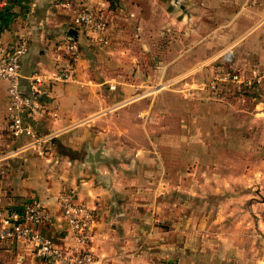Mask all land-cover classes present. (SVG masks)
Returning <instances> with one entry per match:
<instances>
[{
  "label": "crops",
  "instance_id": "1",
  "mask_svg": "<svg viewBox=\"0 0 264 264\" xmlns=\"http://www.w3.org/2000/svg\"><path fill=\"white\" fill-rule=\"evenodd\" d=\"M172 1L8 0L0 16V45L26 39L19 91L44 111L23 119L36 135L55 137L42 155L31 149L10 154L27 139H12L5 131L6 84L0 81V205L17 210L26 202H40L50 221L38 231L62 245L70 241L55 203L58 194L86 204L95 218L89 244L94 264H264V237L257 240L248 229L242 243L240 221L226 226L227 221H201L203 230L196 234L191 221H176L169 204L167 221L155 215L163 210L154 197L160 187L152 185L160 170L143 164L156 159L160 137H145L154 103L136 105L134 92L159 79V63L145 69L133 48L146 51L154 35L168 32L178 54L163 65L177 71L215 59L231 44L237 50L233 72L264 73V0H178L181 9ZM84 7L107 21L106 45L71 25L74 13ZM70 30L79 51L75 62L62 48ZM61 69H69L72 82L50 80ZM36 75L42 82L33 93L30 78ZM253 92L255 116L264 118V83ZM129 119L130 127L123 122ZM150 210L154 221H148ZM0 264L46 263L14 240L0 242Z\"/></svg>",
  "mask_w": 264,
  "mask_h": 264
},
{
  "label": "rangeland",
  "instance_id": "2",
  "mask_svg": "<svg viewBox=\"0 0 264 264\" xmlns=\"http://www.w3.org/2000/svg\"><path fill=\"white\" fill-rule=\"evenodd\" d=\"M177 1L172 4L179 7ZM152 41L146 51L139 46L133 48L141 63H146L145 69L159 63V79L144 82L134 92V97H139L136 105L144 108L154 103V110L145 120V137H160L156 159L143 164L150 170H160L157 183H150L160 187L154 197L160 199L163 210L155 215L159 213L161 221H167L169 204L176 221H191L196 234L203 230L201 221H227L225 226L230 221H240L239 233L245 236L241 237L242 243L248 229L249 234L262 241L264 118L255 116L258 99H232L230 92L234 90L229 87H224L227 94L221 96L205 88L216 74L232 71V62L225 63L223 57L230 53L232 60L237 52L235 46L229 44L217 51L215 59L172 71L163 65L178 54L170 44L168 32L154 35ZM123 122L130 127L131 119ZM152 213L150 210L148 221H154ZM147 239L145 234L144 240ZM247 261L251 257L243 259Z\"/></svg>",
  "mask_w": 264,
  "mask_h": 264
},
{
  "label": "built area",
  "instance_id": "3",
  "mask_svg": "<svg viewBox=\"0 0 264 264\" xmlns=\"http://www.w3.org/2000/svg\"><path fill=\"white\" fill-rule=\"evenodd\" d=\"M8 6V0H0V16ZM71 25L78 30L92 33L97 42L108 43L107 21L97 12L89 8L78 9L72 18ZM64 52L75 62L79 59L77 45L72 40L62 42ZM27 53V41L19 38L13 45H0V81L6 84V107L4 126L7 135L12 139L26 138L27 141L10 154L15 155L26 150H34L39 155L46 152L45 146L54 139V134L38 136L23 117L44 114L32 98L19 91L21 80V59ZM225 63H231L230 53L223 57ZM50 80L58 83L73 81L69 69H61L52 75ZM31 90L36 93L37 85L42 82L41 76L30 78ZM264 83V73L258 70L248 75H240L233 71L216 74L205 85L210 93L218 88L229 87L235 92L255 91ZM60 216L69 232V244L56 245L38 231V227L48 223L50 217L40 202L24 203L17 210L5 209L0 205V242L21 240L32 255L46 264H94V257L89 244L95 221L93 211L84 203L75 202L69 195L61 191L56 200Z\"/></svg>",
  "mask_w": 264,
  "mask_h": 264
},
{
  "label": "trees",
  "instance_id": "4",
  "mask_svg": "<svg viewBox=\"0 0 264 264\" xmlns=\"http://www.w3.org/2000/svg\"><path fill=\"white\" fill-rule=\"evenodd\" d=\"M223 91H224V88L221 87V88H218L216 92L218 93V96H221L222 94H227L226 92H223ZM230 96H232V99H236V100L247 99L251 101H256L258 99L257 95L253 91H247V92L231 91Z\"/></svg>",
  "mask_w": 264,
  "mask_h": 264
},
{
  "label": "water",
  "instance_id": "5",
  "mask_svg": "<svg viewBox=\"0 0 264 264\" xmlns=\"http://www.w3.org/2000/svg\"><path fill=\"white\" fill-rule=\"evenodd\" d=\"M175 1H176V0L173 1L174 5H176V2H175ZM73 34H74V32H73L72 30H70V31L67 32V35H68V37H69V38H68L69 40H73V39H72V35H73Z\"/></svg>",
  "mask_w": 264,
  "mask_h": 264
}]
</instances>
